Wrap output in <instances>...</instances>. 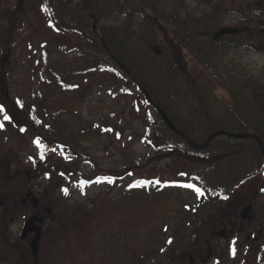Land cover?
<instances>
[{
	"label": "rangeland",
	"instance_id": "obj_1",
	"mask_svg": "<svg viewBox=\"0 0 264 264\" xmlns=\"http://www.w3.org/2000/svg\"><path fill=\"white\" fill-rule=\"evenodd\" d=\"M40 1L9 0L18 26L7 51L0 53L4 100L26 113L35 103L39 109L37 72L42 56L49 55L59 68L74 63V38L50 26ZM172 1H183L199 12L204 9L195 0ZM213 6L224 8L230 27H243L256 19L242 16L264 11V0H218ZM233 55L253 72L264 68L262 47L241 48ZM188 62L196 75L212 84L197 64L190 58ZM214 89L227 99L224 91ZM52 94L48 114L74 134L73 158L59 147L41 157L39 132L31 127L19 130L4 119V107L0 113V201L10 185L15 196L30 187L37 197L40 194L43 207L51 209L39 246L40 264H169L182 253L196 251L191 245L199 227L214 216L234 213L261 189L256 202H264V173L243 183L227 203L199 198L187 186L192 185L189 177L199 171V164L152 154L142 136L148 113L139 95L123 93L106 76L83 78L74 90L55 89ZM13 213V223L0 216L2 247L19 241L20 225L29 215L20 204ZM249 216L250 212L244 218L250 220ZM258 217L264 218V210ZM241 242L242 238L236 241L238 250H226L224 242L212 253L202 250L203 264H264V250H248Z\"/></svg>",
	"mask_w": 264,
	"mask_h": 264
},
{
	"label": "trees",
	"instance_id": "obj_2",
	"mask_svg": "<svg viewBox=\"0 0 264 264\" xmlns=\"http://www.w3.org/2000/svg\"><path fill=\"white\" fill-rule=\"evenodd\" d=\"M217 1L195 0L197 7H204L199 12L172 0H41L50 26L74 38V63L59 68L49 55L42 56L39 109L35 103L27 113L4 100L5 75L0 70V113L4 107L19 130L39 132L41 157L59 147L73 158L74 134L48 114L52 91H72L80 79L106 76L123 93L139 95L148 113L142 136L150 152L199 164V171L189 177L190 189H199L202 200L222 204L243 183L264 173V68L253 72L233 55L241 48H264V11L252 10L242 17L256 20L230 27L224 8L213 6ZM17 26L9 0H0L1 54ZM223 27L233 32L214 38ZM188 58L212 84L191 70ZM243 134L247 136H231ZM258 257L261 263L262 255Z\"/></svg>",
	"mask_w": 264,
	"mask_h": 264
},
{
	"label": "flooded vegetation",
	"instance_id": "obj_3",
	"mask_svg": "<svg viewBox=\"0 0 264 264\" xmlns=\"http://www.w3.org/2000/svg\"><path fill=\"white\" fill-rule=\"evenodd\" d=\"M39 188H41V185H39ZM261 190L256 191L255 197L239 204L234 213L232 211V213L230 211L225 214L219 213L214 216L212 221L207 222L201 228L199 227L197 240L191 245V250L196 251L182 253L180 258L170 261L168 258L169 264H203L204 255L202 250H210L209 253H212L213 250H220L218 247V243L220 242L226 244V250H238L236 241L241 238L244 241L243 243H239L241 247L247 246L248 250H264V218L258 217V214H261L264 210V202L261 199L256 202V197H259ZM1 198L4 201H0V216L5 220L9 218L11 223L15 221L13 212L18 207V204H20L29 213L26 218L36 217L42 221L41 240L38 242L40 246L43 239V230L51 214L49 207H43L40 194L37 197L35 189L24 187L20 195L15 196L13 195V190L11 191L10 185L7 194ZM33 199L37 200L35 207L32 206L31 201ZM247 207H249L250 220L245 219L242 212ZM47 208L50 209V213L46 212ZM26 218H24L23 223ZM23 223L20 225L19 241L13 242L11 246H0V264H40L41 250H38L37 256L33 257L30 248V243L34 239V233L23 235ZM36 225H39V222ZM4 227H8L6 222L4 223ZM4 231L6 230L4 229ZM257 255L258 253H255V257Z\"/></svg>",
	"mask_w": 264,
	"mask_h": 264
},
{
	"label": "water",
	"instance_id": "obj_4",
	"mask_svg": "<svg viewBox=\"0 0 264 264\" xmlns=\"http://www.w3.org/2000/svg\"><path fill=\"white\" fill-rule=\"evenodd\" d=\"M95 26H96V23H94V27ZM232 32H233V30L231 28L223 27L215 33L214 38H219L222 35L230 34ZM140 90H141V93L145 95V92L141 88H140ZM145 96H146L147 100L149 101L150 105L153 106L157 112H159V114L165 120V122L169 123V120L166 117V115L151 102V100L149 99V97H147V95H145ZM231 136L234 138H243V137H246L247 135L243 134V135H231ZM211 138H212V136L209 138V140ZM209 140H208V142H209ZM195 148H197V147H195ZM261 148H263V147H261ZM31 202H32V206L35 207L37 204V200L33 199ZM248 210H249V207L244 209V213H243L244 217L249 213ZM46 212L50 213V209L47 208ZM248 219H250V217H248ZM37 222H39V225H36ZM41 223H42V221L40 219L38 220L36 217H30L27 220H25L23 223V228H22V234L23 235H26L28 233H34V239L30 243V248H31L33 257L37 256V253L39 250L38 242H40V240H41Z\"/></svg>",
	"mask_w": 264,
	"mask_h": 264
},
{
	"label": "snow or ice",
	"instance_id": "obj_5",
	"mask_svg": "<svg viewBox=\"0 0 264 264\" xmlns=\"http://www.w3.org/2000/svg\"><path fill=\"white\" fill-rule=\"evenodd\" d=\"M4 118H5V119H9V117H7V116H5ZM145 183H146V182H145ZM187 186L190 187V188H191V187H194L193 185H187ZM195 190H196L197 192H199V189H195ZM65 191H66V190H65Z\"/></svg>",
	"mask_w": 264,
	"mask_h": 264
}]
</instances>
